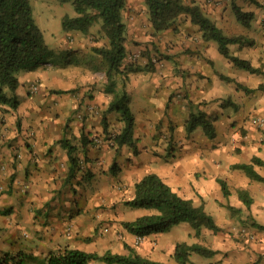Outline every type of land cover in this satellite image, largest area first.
<instances>
[{
  "label": "crops",
  "instance_id": "obj_1",
  "mask_svg": "<svg viewBox=\"0 0 264 264\" xmlns=\"http://www.w3.org/2000/svg\"><path fill=\"white\" fill-rule=\"evenodd\" d=\"M143 1L126 0L127 54L112 71L102 66V55L94 49L107 38L91 39L93 27L87 34L64 30L66 14L57 10L60 6L50 1L38 5L40 14L42 6L50 7L41 28L52 55L68 54L65 63L47 57L21 69L19 85L9 93L16 106L0 102V210L12 206V213L1 218L0 249L45 256L48 251L34 248L36 238L32 237V244L20 240L30 225L39 224L32 219L31 206L48 204L53 215L63 211L62 227L72 234L73 224L82 222L86 213L96 215L101 201L99 194L92 193L83 210L72 204L74 194L82 191L85 197L89 186L102 188L107 215L115 216L112 204L117 190L127 187L130 199L136 182L156 173L180 195L203 205L220 229L204 227L196 234L190 222L181 221L147 235L139 253L167 264H264V181L234 167L252 162L254 156L264 159V128L251 122L252 116L264 115V70L251 72L235 64L219 45L216 50L213 39H204L200 25L186 15L172 29L155 32ZM196 1L225 34L246 38L244 43H231L229 49L257 66L254 54L264 49V36L259 35L264 27L257 28L264 24L259 16L264 0ZM234 5L254 13L250 26L238 20ZM152 47L159 49L160 60L155 70L148 71L137 52ZM83 56L95 62L73 60ZM33 82L39 83L37 92L30 91ZM122 97L135 117L133 147H118L114 141L123 121L121 106H110ZM200 112L211 120L212 135L202 125L187 129L191 115ZM113 131L117 133L112 135ZM72 155L78 166L70 177ZM254 167L264 177V166ZM72 186L75 193L67 190ZM2 189L10 193L6 196ZM127 206L138 211L130 220L156 211ZM126 231L127 238H136ZM178 242L200 243L215 252H192L181 263L174 256Z\"/></svg>",
  "mask_w": 264,
  "mask_h": 264
},
{
  "label": "trees",
  "instance_id": "obj_2",
  "mask_svg": "<svg viewBox=\"0 0 264 264\" xmlns=\"http://www.w3.org/2000/svg\"><path fill=\"white\" fill-rule=\"evenodd\" d=\"M73 3L76 15H64L62 26L64 30H77L89 33L91 27L101 22L108 37V44L96 46L106 61L107 71L118 69L123 62L127 50L125 46L126 26L123 21V10L126 0H69ZM149 19L155 31H161L172 25L180 15H186L200 25L206 40L215 39L220 52L237 64L251 72L258 70L249 59L231 53V43H244L246 38L241 35H227L204 12L196 0H145ZM238 20L250 26L254 13L243 10L239 5L233 6ZM53 51L49 48L42 28L36 23L31 0H0V102L16 106L17 100L10 92L19 85V71L30 64L51 57ZM121 106L123 127L114 136L115 144L135 146V117L126 99L118 98L110 108ZM202 125L209 135L214 133L212 122L202 112L192 114L187 122V129L192 130ZM107 126V125H106ZM264 132V130H263ZM72 149V148H70ZM74 165L70 168V177L75 175L78 162L72 155ZM255 165H263L264 159L254 156L250 163H236L234 167L244 169L247 174L257 180L264 177L255 170ZM227 194L225 182L221 181ZM246 201H248L245 198ZM125 204L134 207H147L156 210L143 214L122 224L134 235L147 236L152 233L169 230L171 226L181 221L192 224L196 234L204 227L218 231L214 217L203 205H195L192 199L183 197L167 184L158 174L148 173L135 184V194L126 199ZM1 230V226H0ZM192 252L212 254V248L200 243L178 242L174 256L178 262L184 263ZM0 264H167L153 260L131 248L128 254L113 252L108 249L103 253L87 251L78 247L64 245L51 249L44 257L25 250L8 251L0 256Z\"/></svg>",
  "mask_w": 264,
  "mask_h": 264
},
{
  "label": "rangeland",
  "instance_id": "obj_3",
  "mask_svg": "<svg viewBox=\"0 0 264 264\" xmlns=\"http://www.w3.org/2000/svg\"><path fill=\"white\" fill-rule=\"evenodd\" d=\"M49 1L55 2L56 5L60 6L59 8H57V10L61 11L62 13L64 12V14H68V15L76 14L74 5L69 0H62L66 3L65 5L58 3L56 0H31L33 10H34V18L36 19V22L38 23V25L42 28H44L45 21L50 15V7L49 6L47 7V5L42 6L44 10H43V13L40 14L38 5L39 4L43 5L44 3L49 2ZM218 1L224 2V0H218ZM261 11L262 13L259 16L263 18V22H264V9H261ZM181 18H184V14L177 17L172 23V25L166 29H169V28L172 29L174 25L179 24V21ZM262 25L263 26H258L257 28L259 27L263 28L264 24L262 23ZM92 27L94 28V30L92 32L91 39L96 40V39H101V38L102 39L107 38L108 40V37L106 36L105 31L102 28L101 22L95 23ZM166 29H163V30H166ZM155 32H159V31H155ZM259 35L264 36L263 32L261 31ZM259 35H257V38H260ZM100 41L102 42V40ZM212 41L214 42L216 46V50L218 51L217 40L213 39ZM106 44H108V42L105 44H101V45H106ZM64 53H65L64 55L67 56L68 52H64ZM64 55L63 56L58 55V54L52 55L51 62L65 63L66 58ZM159 55L160 53L157 47H152L148 50L142 49L141 51L137 52V57L144 59L143 67L148 71L155 70V64L160 60ZM254 55L257 58L256 67H258V69L261 72L264 70V49H261V51L259 50ZM73 60L77 61V63H80L82 60H88L90 63L95 62L92 60V57L90 56H83V57H80V59L78 58L76 60L75 58ZM102 66L104 68H106L107 66V63L103 59V57H102ZM226 70L230 71L228 69V66H226ZM260 89H262V87ZM115 133H117V131H113L112 135H114ZM117 164L119 165L118 162ZM75 188L76 187L72 186L70 189H67V190L70 193H73V192L75 193ZM2 190L3 191L1 192L5 193L4 195L6 196L10 193L6 191V189H2ZM88 190H89V193H87L85 197H83V194H81L82 191H79L78 193L74 194L73 197L71 198L72 204L76 205V208H78L79 206L82 207L84 203L90 204V201H92L91 199H92L93 194H99L100 199H101L99 203L100 205L98 208H95L94 214L96 215H93L91 212L86 213L85 218H82V222L78 220L77 221L78 225L75 223L73 224L76 226H73L74 230L72 231V234L67 232V227H62L65 221V216L62 215L64 212L57 210L55 214L56 216L53 215V212L48 213V206H47L48 204H46L42 207L40 206L41 208H38V209H36L35 206H31L32 208H29L30 212L34 214L32 219H37V221H39V224H36V222H34V224L38 226L36 225L34 226V224L32 226L30 225L27 228V231L24 232L23 234L24 237H20V240L24 244H32L34 243V242H31L32 237L36 238V242L38 243H35L34 248H36L37 250H40L42 253H47V251H49L52 248L63 247L64 245L78 247V248H81L87 251H96L99 253H103L108 249L112 250L113 252H119V253H124V254H128L129 252H131V248L135 249L136 251H141L140 246L143 242H136V238L134 236H132L134 239L127 238L126 228L122 224L124 220H130V218L136 215V213L138 212L136 211L135 208H128V206L124 203V200L128 199L129 197L127 195L128 188L122 187L119 190H117L115 194L116 199L114 203L112 204V208H114V212H116L115 216L107 215L108 214L107 209L109 205L107 204L108 200H106V195L103 192L102 188L100 189L98 188L97 190H95L94 186H89ZM85 191H87V188L85 189ZM0 197H1V194H0ZM82 209L84 210L85 207H82ZM9 213H12V206L10 207V205H7V207H5V210H0V222L1 223H2L1 218L3 217V215H8ZM71 217H73V215ZM9 220L12 225H15L16 223L15 219H14L15 223L13 222V218ZM47 227H48V232L47 230H45V228ZM30 232L32 233V236H30ZM38 236L39 238H41V241L39 240ZM4 239H5L4 241L9 240L7 238H4ZM12 251H15V250H12ZM5 252L6 250L0 249V256L4 255ZM41 257H44V256H41Z\"/></svg>",
  "mask_w": 264,
  "mask_h": 264
},
{
  "label": "built area",
  "instance_id": "obj_4",
  "mask_svg": "<svg viewBox=\"0 0 264 264\" xmlns=\"http://www.w3.org/2000/svg\"><path fill=\"white\" fill-rule=\"evenodd\" d=\"M39 90V83L33 82L30 86L31 92H37ZM251 122L255 125L264 128V115H255L251 117ZM146 236L136 235V242H143Z\"/></svg>",
  "mask_w": 264,
  "mask_h": 264
}]
</instances>
